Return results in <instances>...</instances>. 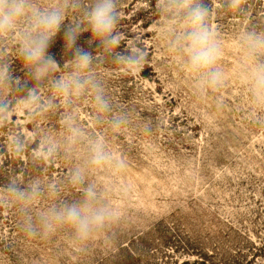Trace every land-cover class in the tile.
Wrapping results in <instances>:
<instances>
[{
  "label": "rangeland",
  "instance_id": "1",
  "mask_svg": "<svg viewBox=\"0 0 264 264\" xmlns=\"http://www.w3.org/2000/svg\"><path fill=\"white\" fill-rule=\"evenodd\" d=\"M36 2L47 7L53 0ZM206 3L208 23L222 42L215 67L223 71L224 82L201 94L195 76L161 39L157 0H117L116 50L141 48L146 61L139 72L125 74L95 41L90 50L105 56L95 71L114 112L128 113L130 122L113 132L95 123L90 99L78 106L82 127L104 136L126 161L118 174L94 170L87 178L103 191L114 218L80 243L68 228L28 237L16 208L0 207V264H264V106L253 102L237 45L241 32L264 31V0H243V12L229 9L227 0ZM76 15L69 10L65 22ZM89 37L85 32L78 43L87 48ZM50 51L63 68L69 55L62 34ZM8 56L14 74L24 77L14 45ZM62 111L35 122L19 114L12 120L34 147L35 128L63 131ZM8 134L9 128L0 126V189L13 175L21 184L60 180L75 164L58 158L50 166L33 167L30 152L11 154ZM81 197L80 188L65 185L58 197L41 198L34 210Z\"/></svg>",
  "mask_w": 264,
  "mask_h": 264
},
{
  "label": "clouds",
  "instance_id": "2",
  "mask_svg": "<svg viewBox=\"0 0 264 264\" xmlns=\"http://www.w3.org/2000/svg\"><path fill=\"white\" fill-rule=\"evenodd\" d=\"M243 0H227V7L243 12ZM77 13L67 23V12ZM161 16L159 32L170 52L196 78V91L205 93L223 85L224 73L215 67L222 54V42L209 23L210 8L206 0H157ZM120 20L117 0H53L41 7L36 0H0V126L9 128L8 150L20 157L30 152L33 167L51 165L58 158L74 160V166L60 180L34 178L21 184L15 176L0 189V207H15L22 218L21 228L28 237H47L60 228H68L75 241L85 243L114 218L113 208L104 193L88 176L94 170L118 174L126 161L113 153L102 135L89 133L79 123V103L90 99L95 109V123L107 124L119 132L130 122L126 112H114L97 72L104 55L102 49L125 74L139 72L147 53L138 47L119 52ZM88 32L85 48L78 43ZM62 34L63 49L69 55L61 68L50 49ZM10 45L24 66V77L14 74L8 56ZM237 45L245 78L253 102L264 106V31L249 29L239 34ZM57 71L63 74L54 75ZM47 88L49 95L44 94ZM63 109L59 134L43 128L34 129L35 145L12 120L16 114L25 121H38L50 112ZM264 123V121H260ZM65 185L82 191L79 200H59L46 209L35 211L41 198H56Z\"/></svg>",
  "mask_w": 264,
  "mask_h": 264
}]
</instances>
